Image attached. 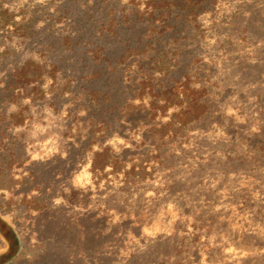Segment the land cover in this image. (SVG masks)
<instances>
[{"label":"rangeland","instance_id":"obj_1","mask_svg":"<svg viewBox=\"0 0 264 264\" xmlns=\"http://www.w3.org/2000/svg\"><path fill=\"white\" fill-rule=\"evenodd\" d=\"M0 213L8 264H264V0H0Z\"/></svg>","mask_w":264,"mask_h":264},{"label":"trees","instance_id":"obj_2","mask_svg":"<svg viewBox=\"0 0 264 264\" xmlns=\"http://www.w3.org/2000/svg\"><path fill=\"white\" fill-rule=\"evenodd\" d=\"M0 236L7 242L8 250L0 254V264H8L18 259L22 253L21 237L13 223L0 213Z\"/></svg>","mask_w":264,"mask_h":264}]
</instances>
